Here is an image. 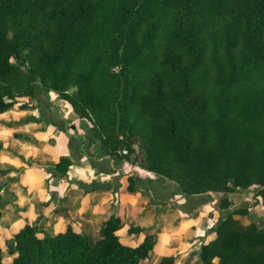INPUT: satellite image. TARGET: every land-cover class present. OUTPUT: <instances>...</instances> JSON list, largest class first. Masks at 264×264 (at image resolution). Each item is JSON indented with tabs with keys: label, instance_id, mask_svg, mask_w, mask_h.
<instances>
[{
	"label": "trees",
	"instance_id": "16d2710c",
	"mask_svg": "<svg viewBox=\"0 0 264 264\" xmlns=\"http://www.w3.org/2000/svg\"><path fill=\"white\" fill-rule=\"evenodd\" d=\"M46 94L89 124L101 156L160 177L192 210L233 191L264 207V0H0V115L34 99L48 121ZM223 214L218 252L204 246L200 264H264V228ZM123 226L110 215L91 241L23 223L0 264L148 260L158 240L123 244Z\"/></svg>",
	"mask_w": 264,
	"mask_h": 264
},
{
	"label": "crops",
	"instance_id": "0c3cea01",
	"mask_svg": "<svg viewBox=\"0 0 264 264\" xmlns=\"http://www.w3.org/2000/svg\"><path fill=\"white\" fill-rule=\"evenodd\" d=\"M21 113L24 115L28 114L26 117L21 118L23 126L39 124L43 125V127L44 124L52 126L49 131L46 132L45 130L49 143L45 157L43 158L42 155L32 156L34 158L33 161L28 157L21 158V178L26 180L25 184L29 191L26 194L31 195L32 190L35 191L37 197L43 200L41 206L44 212H47L46 204L48 203H46V200L54 198L58 205L61 204L64 207L63 211L66 213L63 211L61 213H64L63 217L68 216L67 222L73 226V230L81 231L88 236L94 237H97V231L102 222L112 215L113 212L122 213L125 221L130 220L133 223L131 226L142 229L151 228L154 221L159 223L160 218L166 219V217H169L167 210L163 212V208L161 209L160 207L169 205L168 200L172 197L180 198L179 195L175 194V189L160 177L146 172L137 166L128 163L123 167L125 165L123 162L113 161L100 154L86 150L83 142H81L84 138L91 143L90 146L93 148L98 145V139L92 135L89 126L84 120L73 119L74 126H70L69 130H71V136L75 135L76 137H69V135L64 134L62 124L51 111L52 119L48 120L49 123L43 120V118L41 119L39 108H36L33 103L29 105L27 110H21ZM65 113H68V111ZM85 127L90 133L84 131ZM22 137L28 138L25 135ZM58 144L61 145V148ZM83 157H85L86 163L82 161ZM60 159H67L69 164L64 173H53V165L57 164ZM50 162H52V166L47 165ZM35 186L38 188H34ZM232 193L226 194L227 198H231L230 201H232ZM228 195H231V197ZM240 196L244 199L240 201L244 202L241 206L246 207L245 200L252 199L251 196L245 192H241ZM211 199L210 206L213 210L209 209L212 211V216H219L217 217L219 219L226 210H231L238 206L233 203L225 210L218 209L216 207V199ZM201 206L202 209H200L203 210V204ZM21 207L23 211L25 210L24 213H29L34 208L33 203L30 201H23ZM159 208L162 211L156 214L155 210H159ZM198 208H195V210ZM257 209L261 211H257ZM171 211L175 212L172 214L177 219L181 216V218L185 219V213L179 206H174ZM249 212L247 220L239 216H232V219L234 221L243 219L241 221L244 223L243 226L256 222L259 228H264V215H258L259 212L264 213V207L255 205L250 208ZM122 215L120 216L122 217ZM63 217H59L60 220ZM219 219H216L215 226ZM53 221V223L58 224L55 217ZM53 226L51 228L47 227L46 232L50 233L53 230ZM214 231V229L211 230L212 235H214ZM130 237L133 236L130 235ZM198 240L202 242L201 237ZM120 242L128 245L127 242L122 241V238H120Z\"/></svg>",
	"mask_w": 264,
	"mask_h": 264
},
{
	"label": "rangeland",
	"instance_id": "374dc122",
	"mask_svg": "<svg viewBox=\"0 0 264 264\" xmlns=\"http://www.w3.org/2000/svg\"><path fill=\"white\" fill-rule=\"evenodd\" d=\"M46 97L48 100L49 110L62 124V127L64 128V134H67V136L69 135V137H76L75 135L71 136V130H69L70 126H74V123L72 121L73 119H76L75 115L71 113V110L65 103L57 100L53 96V94H46ZM19 101L21 102V100ZM27 103L29 105L33 103L36 108H39L36 100L34 99L29 100ZM67 111L68 113H65ZM26 115L28 114L24 115L23 113H21V111L16 109H12L0 115V250L3 262L9 261V257L6 253L5 243L11 244V235L16 233L23 223L32 225L38 237H41V233L46 232V229L51 228L53 225V230L50 231V235L51 233L55 234L63 231L64 228L69 224L67 222L68 216L66 215L65 217H63L64 213H66L63 211L64 207H62L61 204L58 205L57 201L54 198H48L46 200V203H48L46 204L47 212H44L43 207L41 206L43 200H40V198L37 197L36 192L32 190L31 195L26 194L28 188L25 184L26 180L21 178V158L23 159L25 157H28L32 161L34 160V156L42 155V157L44 158L49 148L48 135H45V130L47 132L49 131L50 127H52L49 124H44V127L40 124L23 126V124H21V118L26 117ZM87 125L89 126L88 123ZM84 131H88L90 133V131L86 127L84 128ZM24 135L28 138H23L22 136ZM53 140L55 141L54 138ZM81 142H83L84 148H86V150L100 154L98 145H96L95 148L91 147V143L85 138ZM59 147L61 148V145H59ZM82 151H84V149H82ZM83 156L85 155L83 154ZM136 158L137 163L140 161V157L137 156ZM130 159H132V157H130ZM82 161L86 163L85 157H83ZM51 163L52 162L48 163L47 165L52 166L53 164ZM123 163L125 164L123 165L124 167L129 162ZM54 166L55 165H53V167ZM53 173L56 172L54 171ZM34 188L38 187L35 186ZM208 195L209 199L205 198V200H202V198L200 197L194 198L195 200L197 199L198 201L202 202L204 206L203 210H201V205L193 207L199 208L196 210H192V208H189V206H187V200L181 196L180 198H170L168 200L169 205H166L168 206V208H166L165 205L160 207L161 209L163 208V212L167 210L169 217H166V219L160 218L159 223L154 221L151 228H143L145 232L141 233L138 237H130L129 235H127L126 230L128 226H131L133 223L130 220L125 221L122 213L120 214L118 212H113L112 215H122L124 224L123 228L119 230L116 235L119 237V239L122 238V241H124L125 243L127 242L128 245L136 244L140 238H143L144 234L146 235L150 233L154 235V237L158 240V243L154 246L150 258L146 261L141 262L140 264H156L158 260L164 256L174 258V264H200L198 253L201 248L211 244L208 248L210 249L211 253L215 254L218 252L219 248L216 247L220 241H218V238L220 236H216L215 233L214 235H212L211 230H215L217 225L222 220L221 217L220 219L217 218L219 216H212V211L209 209H212V207L210 206V202L212 200L211 198H214V200L216 199V207L218 209L225 210V208L227 209V207L231 206L233 203L237 204L238 206H236V208H232L231 210L226 211H235L236 214H234L233 216H239L241 218H244L245 220H247L249 216L250 208L255 205H260L258 200L257 202H255L253 199H247L245 200V203L247 204H245L246 207H242L241 205H243L242 203L244 202L240 201L244 199L238 192L232 193V201H230L231 198L228 197V199L226 196L219 193H212ZM228 196L231 197V195ZM23 201H30L31 203H33L34 208L31 209L29 213H24L25 210H22L23 208L21 207V204L23 203ZM174 206H179L183 210V212L185 213V219L181 218L182 216L177 219L175 215L172 214L175 213L171 211L173 210ZM260 207L262 206L260 205ZM160 208L159 210H155L156 214H159L162 211ZM62 211L64 213H61ZM257 211L261 210L257 209ZM258 215H264V213L259 212ZM54 217L57 219L56 222L58 224L53 223ZM59 217L63 218L60 220ZM216 219H219V221L215 226ZM242 220L243 219H238L236 221V224L244 225V223L241 222ZM253 225H255L256 228H259L256 222H254ZM71 227L73 228V226ZM232 232H238V230H235L233 228ZM87 237L91 241L96 238V236L94 237L88 235ZM199 237H201L202 242L198 240ZM212 261L213 262H209V264H220L222 262V259L217 261L216 256L212 259Z\"/></svg>",
	"mask_w": 264,
	"mask_h": 264
},
{
	"label": "built area",
	"instance_id": "2783aa9c",
	"mask_svg": "<svg viewBox=\"0 0 264 264\" xmlns=\"http://www.w3.org/2000/svg\"><path fill=\"white\" fill-rule=\"evenodd\" d=\"M126 152L125 151H122L121 154H125Z\"/></svg>",
	"mask_w": 264,
	"mask_h": 264
}]
</instances>
